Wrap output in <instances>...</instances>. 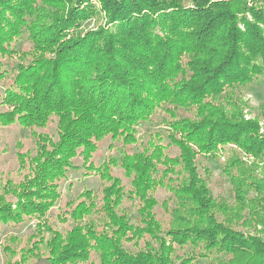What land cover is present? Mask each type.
I'll return each instance as SVG.
<instances>
[{
	"label": "trees",
	"instance_id": "1",
	"mask_svg": "<svg viewBox=\"0 0 264 264\" xmlns=\"http://www.w3.org/2000/svg\"><path fill=\"white\" fill-rule=\"evenodd\" d=\"M99 1L105 24L84 30L100 11L91 0H0V83L12 64L5 58L17 61L0 122L44 126L58 115L60 134L31 157L26 181L3 186L0 235L4 224L47 213L72 157L108 183L102 203L83 193L89 200L70 210L64 231L43 220L29 246L7 242L18 255L7 264H95L93 256L98 264H264V239L246 231L264 227V101L246 119L242 96L264 75V0ZM158 108L167 114V145L152 132L143 150L95 166L99 141L134 144ZM172 145L175 155L166 152ZM200 156H224L233 201L212 193ZM113 165L131 176L130 189ZM160 186L170 191L161 202L168 218L156 209ZM16 191V201L4 198Z\"/></svg>",
	"mask_w": 264,
	"mask_h": 264
},
{
	"label": "rangeland",
	"instance_id": "2",
	"mask_svg": "<svg viewBox=\"0 0 264 264\" xmlns=\"http://www.w3.org/2000/svg\"><path fill=\"white\" fill-rule=\"evenodd\" d=\"M91 1L96 4L100 11L83 23L82 27L84 30L95 29L98 26L104 25L106 22V13L101 11L100 1ZM22 48L25 51H29L32 48V43L25 39L23 40ZM5 61L11 62L12 64L8 67V76L0 83V112L8 110V107L2 103V99L5 95V89L12 86L14 80V64L17 62L15 57L5 58ZM242 96L243 101L246 102L244 108L245 118L254 119L259 113V104L264 101V75L257 77V79L251 84L243 88ZM188 114L190 113L185 112V115ZM164 117H167L165 110L158 108L151 120L138 127L139 133L137 141L132 145H126L122 140H114L110 135L106 136L98 142V148L93 153L92 161L95 166L101 168L105 161H108L110 157H121L122 150L127 152L143 150V148L146 147V143L150 139V133L152 132L161 131L163 136H165L161 142H163L164 145H167L169 143L167 136L168 129H166V126L163 123ZM59 137L58 115H52L44 126H24L20 125L18 122L2 125L0 122V195H3L2 190L5 184L26 181L28 176L32 175L31 168L35 164V162L31 160V157L38 151L40 152L42 144H44L47 149H51V142L57 141ZM230 147L231 146L229 145L228 148ZM234 148L240 152L243 159L248 163L254 161L255 158L252 155L245 153L236 146H234ZM166 152L171 153L170 155H175L178 153V148L175 145H172L166 149ZM69 161H71L74 166L69 169L66 177L61 181L62 183L59 187L60 197L41 219L29 218L18 224L12 222L3 225L2 234L0 235V264H7V261L9 262L12 259L14 260L15 258H18V255L12 256L10 254L11 249H8L5 244L7 242H15L13 245L19 243L17 248L20 246H29L30 242L27 243V241L32 233L37 230L36 225L41 221L47 220L55 228L62 231H64L66 227H69L73 221L70 210L78 204L80 200H86V195H83L85 191L92 192L96 199L98 198L99 202L102 203V189L108 183L101 177V174L99 173L100 170L90 171L87 169L83 165V159L81 156L72 157ZM223 161L224 156L220 159L211 156H200L198 158V170L199 173L205 176L204 169H209L208 183L215 196L225 197L226 199L233 201L234 192L232 191V185L227 175L221 169ZM111 171L113 175L122 179L126 190L132 187L131 176L126 175V170L123 167L120 165H113ZM19 192H21V189ZM19 192L5 193L4 198H8L11 202H14L20 197L21 193ZM154 194L159 201V205L156 207L159 216L168 218L163 211L161 202L164 199H167L170 191L160 186ZM130 204L136 205V203H133L130 199L126 198L124 205L128 206ZM247 228L246 231L250 234L260 236L264 239V227L261 224H256ZM45 235L49 236V233L46 232ZM93 259L95 260V264H98V259H96L95 256H93ZM196 264H208V259H197Z\"/></svg>",
	"mask_w": 264,
	"mask_h": 264
}]
</instances>
